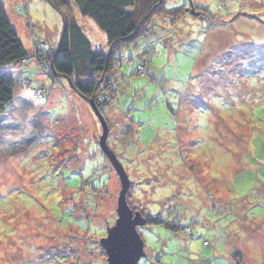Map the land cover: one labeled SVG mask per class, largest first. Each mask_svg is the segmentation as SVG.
<instances>
[{"label": "rangeland", "instance_id": "rangeland-1", "mask_svg": "<svg viewBox=\"0 0 264 264\" xmlns=\"http://www.w3.org/2000/svg\"><path fill=\"white\" fill-rule=\"evenodd\" d=\"M0 1L30 56L0 70L14 82L0 113V264H107L100 242L122 185L90 104L44 56L64 19L48 0ZM69 2L94 51L110 53ZM165 6L180 10L159 13L100 79L104 98L106 83L116 90L103 116L132 184L127 201L165 220L139 227V264H237L234 252L264 264V0Z\"/></svg>", "mask_w": 264, "mask_h": 264}, {"label": "trees", "instance_id": "trees-1", "mask_svg": "<svg viewBox=\"0 0 264 264\" xmlns=\"http://www.w3.org/2000/svg\"><path fill=\"white\" fill-rule=\"evenodd\" d=\"M48 1L61 13L65 22L58 46L48 52L45 51L44 56L49 60L47 62L50 73L68 79L77 95L88 103L94 100L103 115L115 102L117 95L112 80L111 83H106V89L103 91V94H109V97L104 98L100 95V79L111 72L113 76L118 70L120 62L117 64L116 60L121 58L118 56L119 52L132 45L137 46V41L141 38L147 39L148 28L159 13L165 10V13L170 12L174 15L172 13L180 10L179 7L168 9L165 0H74L81 16L93 20L105 34L111 51L102 54L94 51L90 39L75 18L66 13L67 6L70 5L69 0ZM189 6L191 5L188 4ZM29 57L0 1V70L13 68L26 62ZM13 88L12 80L0 78V113H4L5 107L13 103ZM100 152L104 155L101 148ZM106 159L108 160L107 157ZM144 218L147 225L165 223L160 214ZM185 232L193 235L190 229ZM242 258L240 252L232 253L234 263L242 264Z\"/></svg>", "mask_w": 264, "mask_h": 264}, {"label": "water", "instance_id": "water-1", "mask_svg": "<svg viewBox=\"0 0 264 264\" xmlns=\"http://www.w3.org/2000/svg\"><path fill=\"white\" fill-rule=\"evenodd\" d=\"M89 104L102 125L103 133L100 137V148L110 161L117 173L122 189L117 202V217L113 227L108 228L107 236L101 239V247L106 252L107 264H139L142 258L146 257L145 244L138 231L147 223L143 215L134 211L128 201L127 194L131 182L115 153L108 146V124L94 100Z\"/></svg>", "mask_w": 264, "mask_h": 264}]
</instances>
